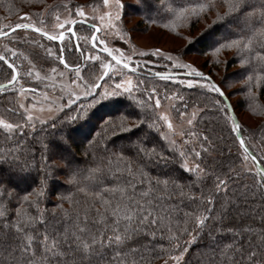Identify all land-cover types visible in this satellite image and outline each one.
I'll return each mask as SVG.
<instances>
[{
	"label": "snow or ice",
	"instance_id": "snow-or-ice-1",
	"mask_svg": "<svg viewBox=\"0 0 264 264\" xmlns=\"http://www.w3.org/2000/svg\"><path fill=\"white\" fill-rule=\"evenodd\" d=\"M26 2L43 8L0 25V97H12L5 112L18 117H0L8 145L0 147V264H151L145 253L157 248L167 256L164 264H190L194 248L196 264H264V132L257 155L250 146L254 133L246 138L235 116L241 101L230 100L238 93L252 99L255 86L264 90V0H160L155 8L136 0L135 13L145 12L152 25L163 21L161 27L188 41L179 55L138 50L131 34L140 21L133 22L123 0L75 8ZM86 7L90 41L75 30L89 19ZM210 15L197 36L209 37L207 50L198 53L209 57L203 65L212 68L205 72L181 58L197 38L181 30ZM105 36L127 49L111 46ZM227 51L232 57L221 60ZM71 54L84 64H70ZM49 61L56 66L41 75L38 65ZM156 64L164 70H154ZM218 66L224 72L219 81L209 74ZM177 69L186 70L183 79L173 74ZM30 78L52 81L46 85L51 93L39 99L22 83ZM159 82L175 90L164 83L161 91ZM185 88L199 90L191 112ZM199 97L207 101L203 107ZM116 98L127 106L104 116L86 147L73 148L75 126ZM207 112L223 116L237 146L227 172L207 164L217 151L216 137L198 127ZM58 174L79 198L59 194L49 210V181ZM249 176L252 184L245 182ZM21 184H31L30 190Z\"/></svg>",
	"mask_w": 264,
	"mask_h": 264
},
{
	"label": "trees",
	"instance_id": "trees-1",
	"mask_svg": "<svg viewBox=\"0 0 264 264\" xmlns=\"http://www.w3.org/2000/svg\"><path fill=\"white\" fill-rule=\"evenodd\" d=\"M67 0H45L46 4H61L65 3ZM152 3L153 7H157L159 5L160 0H150ZM91 3H95V0H91ZM136 0L132 3V6H135ZM37 8V9H35ZM40 8H43L42 4H34L29 7L27 4L26 0H0V25H6L8 23H15L18 20V15L20 14L19 12H28V11H33V12H39L41 11ZM132 12L138 18L143 21L144 23V28H151V27H159L163 29L164 31L175 35V33L171 32L169 29H165L160 26V24L163 23V21H159L156 25H152L148 22L147 19H144L145 17V12L141 11L140 13H135L133 11L132 7ZM152 17L155 18V11L151 13ZM211 20V15L208 17L207 20H201L198 23H194L190 28H184L181 31L183 32L184 35H188L192 38H196L198 34L201 32V30L204 28L206 22H210ZM78 28L81 30H86L90 29L89 26L85 24H77ZM76 30L77 35L79 32ZM79 36V35H78ZM176 36V35H175ZM67 39V38H66ZM209 37L207 36H202V37H197L196 40L193 41L192 45L190 46H195V52L200 51V50H207V43H208ZM74 43V41H73ZM188 43V42H187ZM90 46V45H89ZM28 49V48H27ZM232 52V51H227L225 53ZM224 53V54H225ZM233 55V53H232ZM229 56L228 58L232 57ZM209 58V57H208ZM227 59V58H224ZM75 60L77 61V56L76 54H71L68 55V62L71 64L72 61ZM221 60H223V57L221 56ZM18 62V61H17ZM81 64L84 63L83 60L78 61ZM19 63V62H18ZM74 63V61H73ZM211 66V64H209ZM62 66V65H61ZM230 67H234V70H236V64L233 63L229 65ZM26 67V66H25ZM212 68V66H211ZM154 70H157L153 68ZM217 71V67L214 68ZM232 70V72L234 71ZM175 72H184V71H175ZM212 72V71H211ZM212 75L215 76V74L212 73ZM179 78H184V76H178ZM213 79L216 80V78L212 77ZM0 82H3L2 79H0ZM168 83L169 90L174 87V84L171 82H159V85L161 87V91H163V84ZM173 85V86H172ZM26 86V85H25ZM30 87V86H29ZM236 87H239L237 84ZM186 97L189 99H194L197 100V94L199 90H186ZM253 93L254 97L252 99H246L245 93H238L234 96H238V100L241 101L240 105L236 106V111H235V116L238 120V122L241 124L242 128L245 129L244 135L247 138L250 134L254 133L255 136V142H250V146H252L253 151L256 152L257 155L260 153V145L258 143L260 134L261 132H264V90H261L260 87L255 86L253 88ZM7 95V94H6ZM243 96V97H241ZM3 97H0V110L3 112L1 113L0 111V117H10L12 118L11 120H18V117L16 116H11L10 114L5 112V108H7L6 104L4 103ZM199 102L201 104V107L204 106L205 102L207 103L206 99L204 97H199ZM233 105H236V102L232 101ZM5 104V105H4ZM128 104V101L125 100L124 98H116L115 103L108 104L106 106H97L95 109L92 110V112L89 114V118L86 121L81 122L80 124L76 125V131L74 135L77 137V142L76 144L73 145V148L79 149L80 147H86L87 146V139H90L92 135L95 134L96 131L99 130V123L101 119L106 116V115H112L116 112L117 109L123 110ZM240 111H245L250 116L253 118H256V124L252 126H248V124L244 123L240 117L238 112ZM259 118V120H258ZM7 119V118H6ZM198 126L205 130L209 131V135L215 136L216 140L215 143L217 145V151L213 153V156H210L207 158V164L210 166H215L218 171L222 172H227L228 171V164L232 161L236 160V153H237V146H234L233 144V138L230 135L228 129L225 127L224 124V119L222 115H217L215 112H207L204 114V119L198 122ZM37 129L40 128V125L37 123L36 125ZM118 139V138H114ZM119 143V142H118ZM83 144V145H82ZM0 147H5L7 148L8 145L5 143L4 139L2 136H0ZM232 149V156L228 155V149ZM221 150L223 152V155H221ZM78 156L81 158L83 161V156H82V151L77 153ZM254 174V170H253ZM35 175V174H33ZM38 179V178H37ZM211 181H209L210 183ZM246 183L252 184L253 180L251 176H249L246 181ZM31 184H21L20 188L22 189H28L30 190ZM69 192H72L76 198H79V194L75 193V189L69 188L66 183H65V177L62 174H58L56 179L50 180L49 181V190H48V200L45 202V207H47L49 210L53 208V206L56 203H59L58 200V195L59 194H64L67 195ZM65 208H68L69 205L67 202L64 204ZM249 223H252L249 221ZM253 227L255 230L258 232L259 231V219L257 217L256 223L253 224ZM165 243V247H167V243ZM203 250V249H201ZM197 249H192V254L188 257V260L190 264H196L195 260V254H196ZM147 259L151 261V264H164V260L167 259V256L165 255L164 252H161L159 248L156 249L155 253L147 252L145 253Z\"/></svg>",
	"mask_w": 264,
	"mask_h": 264
},
{
	"label": "rangeland",
	"instance_id": "rangeland-1",
	"mask_svg": "<svg viewBox=\"0 0 264 264\" xmlns=\"http://www.w3.org/2000/svg\"><path fill=\"white\" fill-rule=\"evenodd\" d=\"M134 1L135 0H123V3L125 4V12L128 13L129 16L132 17L133 22L140 21V23H138V25L136 27L135 32H133L131 34L132 35V44L138 50H142V51H148V50H150L152 48H160L162 51L172 52L174 55L181 54L182 50L187 47V45H188L187 42L188 41H186V40H184V39H182L180 37H177L175 35H172V34L164 31L163 29H161L159 27H151V28H147V29L144 28L143 21H141L138 18V16H136L132 12V3ZM65 2H70L71 5L73 6V8H75L76 6H88V5L94 4V3H91V0H67ZM35 9H37V8H35ZM40 9L42 10V8H40ZM86 11L89 13V19H88L87 22L92 23L93 21L91 20V9L86 7ZM19 13H22V12H19ZM64 14L67 15L66 12ZM18 17H19V15H18ZM16 20H18V18ZM126 27L127 28H131L132 27V23L127 24ZM75 29H77V31L79 32L78 35L80 37L87 36L89 41H90L91 30H89V29L81 30L80 28H78L77 25L75 26ZM100 35L103 36L104 34L101 33ZM186 36H188V35H186ZM104 38L113 47H118V48L122 47L124 49H127V47H128L127 45H123L122 42L119 41L118 39L113 41V38L111 36H105ZM44 43L47 44L48 42L44 41ZM81 43H83V41H81ZM27 48H28V46L25 45V46H23L22 50L27 49ZM198 53H199L198 51L195 52V46H189L188 54L187 55H182L181 58L184 60V62H194L195 66L200 68V70L205 71V72H209V69L211 68V66L210 65H206V66L203 65V61L205 59H208V57L200 56ZM85 54H87V52H85ZM231 55H232V52H228V53L223 54L222 57L224 59V58H228ZM150 59L152 61H156L157 60L156 57H151ZM71 61H72V63H73V61H74V63L78 62V60L77 61L71 60ZM25 66L26 67L29 66L27 64V62H25ZM52 66H56V63L53 62V61H49L48 63H40L38 65V67H42L44 69V71L41 72V75H45L46 73L50 74L49 69ZM97 67H98V65H97ZM152 67L155 68V69H158V70H164L163 68L159 67V64L152 65ZM59 69L60 70H64L63 66H61V65L59 66ZM232 70H234V67H230L229 66L228 72L231 73ZM64 71H65V76L67 77L68 73H67L66 70H64ZM176 71H180V69H177ZM181 71H186V70H181ZM212 73L215 74V76L212 75ZM209 74L212 75V77L216 78L217 81H219L220 76L224 75L222 66H218L217 67V71L215 69H212V72H210ZM54 79H56L58 83L59 82L70 83V80L61 81V79L59 77H54ZM22 83H25L26 87H28V88H34L36 90V93H37L39 99H41V100H43V96L41 95L42 93H44L46 91L51 93V88L50 87H46V85H51L52 81L45 80L44 82H40V81H38L36 79H31L30 78L26 82L22 81ZM171 90H175V88L173 87ZM186 90H187V88H185L184 91H183V95L185 97H186V93H187ZM56 91L59 92V87H57ZM241 97H243V96H241ZM11 99H12V97L9 96V95H5L3 97L4 103L7 105L6 107L10 106L8 101L11 100ZM238 99H239L238 96H234L233 95V96L230 97V100L234 101V102H236ZM193 101H195V100L194 99H188L189 112L192 111L191 105H192ZM29 102H32V101L30 100ZM164 103L167 104L169 102L165 101ZM176 103L179 104L178 101H176ZM200 106H201V104H200ZM37 109H39V104L37 105ZM0 111H1V113L3 112L2 110H0ZM238 114H239L240 119L244 123L248 124V126H252L253 127L256 124V118H253L247 112H245V111L243 112V111L239 110ZM46 115H47V111L45 110V112L41 115V118H44V116H46ZM6 118L10 119V120L12 119L10 117H6ZM258 120H259V118H258ZM199 128H201V126Z\"/></svg>",
	"mask_w": 264,
	"mask_h": 264
},
{
	"label": "water",
	"instance_id": "water-1",
	"mask_svg": "<svg viewBox=\"0 0 264 264\" xmlns=\"http://www.w3.org/2000/svg\"><path fill=\"white\" fill-rule=\"evenodd\" d=\"M79 19V18H78ZM78 24H80V23H78ZM91 23H89V22H87V23H85V25H87V26H89ZM90 39H91V37H90ZM73 41H74V43L76 42L75 41V39H73ZM174 75H177V76H184V72H174L173 73ZM28 88V87H27Z\"/></svg>",
	"mask_w": 264,
	"mask_h": 264
}]
</instances>
